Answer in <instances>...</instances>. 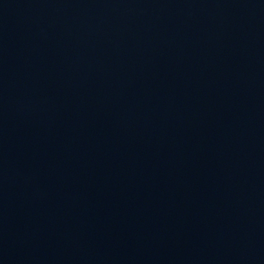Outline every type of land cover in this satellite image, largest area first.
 <instances>
[{
    "label": "water",
    "instance_id": "95a60500",
    "mask_svg": "<svg viewBox=\"0 0 264 264\" xmlns=\"http://www.w3.org/2000/svg\"><path fill=\"white\" fill-rule=\"evenodd\" d=\"M0 264H264V0H0Z\"/></svg>",
    "mask_w": 264,
    "mask_h": 264
}]
</instances>
